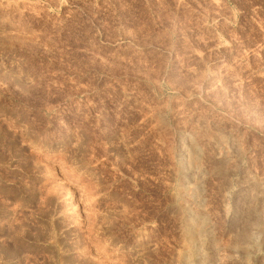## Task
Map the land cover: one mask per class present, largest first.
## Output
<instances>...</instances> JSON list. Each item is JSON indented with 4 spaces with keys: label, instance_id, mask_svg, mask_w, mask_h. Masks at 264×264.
<instances>
[{
    "label": "rangeland",
    "instance_id": "374dc122",
    "mask_svg": "<svg viewBox=\"0 0 264 264\" xmlns=\"http://www.w3.org/2000/svg\"><path fill=\"white\" fill-rule=\"evenodd\" d=\"M0 264H264V0H0Z\"/></svg>",
    "mask_w": 264,
    "mask_h": 264
}]
</instances>
